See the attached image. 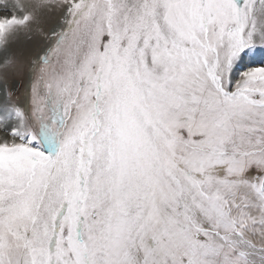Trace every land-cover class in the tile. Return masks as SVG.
<instances>
[{
    "label": "snow or ice",
    "instance_id": "snow-or-ice-1",
    "mask_svg": "<svg viewBox=\"0 0 264 264\" xmlns=\"http://www.w3.org/2000/svg\"><path fill=\"white\" fill-rule=\"evenodd\" d=\"M257 56L264 0H0V264H264Z\"/></svg>",
    "mask_w": 264,
    "mask_h": 264
},
{
    "label": "rangeland",
    "instance_id": "rangeland-1",
    "mask_svg": "<svg viewBox=\"0 0 264 264\" xmlns=\"http://www.w3.org/2000/svg\"><path fill=\"white\" fill-rule=\"evenodd\" d=\"M261 59H264V56H257V57L254 58V60H255L256 62H258V61L261 60ZM250 62L252 63V61H249V59L246 58L245 61H244V63L241 65V68L243 69L245 66L250 65V64H251ZM242 69H241V70H242Z\"/></svg>",
    "mask_w": 264,
    "mask_h": 264
},
{
    "label": "bare ground",
    "instance_id": "bare-ground-1",
    "mask_svg": "<svg viewBox=\"0 0 264 264\" xmlns=\"http://www.w3.org/2000/svg\"><path fill=\"white\" fill-rule=\"evenodd\" d=\"M250 61V60H249ZM251 63V62H250Z\"/></svg>",
    "mask_w": 264,
    "mask_h": 264
}]
</instances>
